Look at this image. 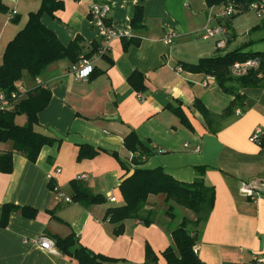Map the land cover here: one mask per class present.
Listing matches in <instances>:
<instances>
[{
    "label": "crops",
    "instance_id": "1",
    "mask_svg": "<svg viewBox=\"0 0 264 264\" xmlns=\"http://www.w3.org/2000/svg\"><path fill=\"white\" fill-rule=\"evenodd\" d=\"M3 1L9 11L0 15V65L7 45L28 21L21 13L28 17L41 6V0ZM93 3L109 4L112 28L140 43L126 50L121 37L113 38L106 57L94 59L96 73L90 80H77L69 73L72 62L68 59L57 61L36 80L25 76L24 92L38 86L51 92L35 130L59 142L45 147L36 163L14 155L13 172L0 173V264H76L34 243L41 236L53 239L72 234L95 255L146 264L149 245L159 257L158 264H167L161 254L173 244L171 232L183 219H195L191 211L177 206L183 211L172 220L165 214L169 209L166 196L158 195L150 196L146 207L156 212L151 226L129 219L124 222V233L116 236L115 226L105 219L109 208L125 204L120 185L134 168L124 139L132 131L155 151L143 169L162 168L180 182L193 183L196 169L207 168L205 182L215 189V206L199 228L195 247L205 263L252 264L262 258L264 198H244L239 188L242 182L264 176V147L250 141L256 128L264 132V87L241 89L246 97L244 108L219 121L218 130L210 132L196 104L218 117L234 97L224 93L214 77L182 69L183 63L196 64L242 46L249 51L256 43L251 36L261 24L239 17L248 12L218 20L217 24L229 29L226 47L218 49L215 40L201 37L209 17L207 0H64V8L54 16L43 15L42 22L65 46L80 37L87 53L100 40L90 16ZM137 7L144 9L142 29L131 25ZM14 11L18 12L15 16ZM172 29L180 36L167 44L164 38ZM134 74L144 78V93L129 83ZM179 106L192 130L171 112ZM16 123L25 125L27 117L18 116ZM84 145L100 150L99 155L78 161ZM11 149V142L0 143V156ZM74 181L90 194L105 197L106 203H59L55 188L72 197ZM110 196L116 202L109 201ZM5 204L30 207L38 213L28 219L16 212L2 228Z\"/></svg>",
    "mask_w": 264,
    "mask_h": 264
},
{
    "label": "trees",
    "instance_id": "2",
    "mask_svg": "<svg viewBox=\"0 0 264 264\" xmlns=\"http://www.w3.org/2000/svg\"><path fill=\"white\" fill-rule=\"evenodd\" d=\"M79 1V0H77ZM253 0H207L208 5H220L233 3L241 9V13L248 12V5ZM64 8V0H41L39 10L28 14V21L24 28L7 45L3 62L0 65V92L9 100L15 101L6 111L0 110V143H12V149L0 156V173L11 174L14 168V155L26 157L31 163H36L41 151L45 147L53 146L59 142L56 138L41 134L35 130L38 123V115L45 110L51 101V92L43 87H36L30 92H19L25 76L36 80L47 69L62 59H68L72 64L77 63L81 57L92 59L101 48V40L94 43L91 51L84 53V46L80 37L76 38L68 46L58 39L57 35L47 28L43 22V15H51ZM9 7L0 0V15L6 14ZM236 16V15H235ZM234 16V17H235ZM233 17V18H234ZM18 20V19H17ZM16 20V21H17ZM144 9L137 7L132 18L131 25L135 29L144 28ZM124 48L127 50L131 45H138L140 40L123 37ZM247 46H242L224 55L203 58L196 64L183 63L182 69L193 74H204L214 77L221 90L234 97L229 108L221 116L210 114L206 108L198 103L197 109L203 115L210 132H216L215 124L235 113L237 109L244 108L245 95L240 90L245 88L264 87V52L246 51ZM106 57L104 55L102 58ZM249 59H257L259 67L251 70L243 77H234L231 74L232 65ZM96 69L89 77L94 78ZM144 78L134 74L129 78V83L138 93H144L146 87ZM16 99L12 95L16 94ZM19 104H17V102ZM17 104V105H16ZM15 107V108H14ZM14 108V109H13ZM171 112L177 116L180 123L187 129L192 130V125L182 108L172 107ZM25 115L27 123L20 126L16 123L18 116ZM125 148L132 153L131 168L133 174L125 179L120 185V191L124 198L121 207L109 208L105 219L115 226L114 234L120 236L124 233L126 220H139L146 226L156 222V212L146 210L150 196L164 195L169 209L165 214L172 220L176 218V207L187 209L195 215V219L184 218L171 236L173 244L161 255L167 264H207L195 252L198 241V231L205 223L215 206V189L205 182L207 168L198 167L197 177L193 183H183L168 175L162 168L143 169L145 163L155 155L146 142L139 139L137 133L132 131L124 139ZM264 147V140L261 143ZM100 150L91 146H81L78 161L93 159L99 155ZM123 167L125 164L122 162ZM130 168V169H131ZM74 195L73 203L84 206L106 203V198L101 195H92L79 182H72ZM54 190V188H52ZM16 212L28 219H34L38 210L30 207H20L5 204L2 208L1 227L6 228L11 215ZM197 233V236L193 235ZM57 251L76 264H127L123 260L95 255L84 248L79 239L74 235L66 238H53ZM93 254V257L91 256ZM159 257L147 245L146 264H158Z\"/></svg>",
    "mask_w": 264,
    "mask_h": 264
},
{
    "label": "built area",
    "instance_id": "3",
    "mask_svg": "<svg viewBox=\"0 0 264 264\" xmlns=\"http://www.w3.org/2000/svg\"><path fill=\"white\" fill-rule=\"evenodd\" d=\"M110 12L111 7L106 3H93L90 7L91 21L98 33L99 39L101 40V48L100 51L92 59L81 57L77 63L70 66L69 73L74 75L77 80L86 81L89 79L95 67L93 63L94 59L97 57L102 58L108 53L109 44L113 38L128 37L124 33L116 31L112 28L111 24L109 23ZM239 12H242L241 9L235 7L233 3L211 6L209 8V17L202 29L201 37L204 40H215L217 48L224 49L228 42L229 29L226 26L217 24V21L226 18L232 19ZM248 12L255 14L258 19L264 20V0H253L248 5ZM17 14V11L13 12V16ZM179 36V33L176 30L172 29L166 34L164 40L167 44H172ZM258 67L259 61L257 59H249L244 62H235L230 70L232 76L243 77L247 75L251 70L257 69ZM180 71H182V69H180ZM18 91L24 92L23 87H20ZM16 96L17 93L13 94L12 99L15 100ZM142 98L143 97L141 96V99ZM14 102L9 100L2 92H0L1 111H6L7 109H9V107ZM263 140V130L261 128H256L250 137V141L253 143H259L261 145ZM55 191L58 193L59 203H73L71 197L62 194L58 190V188H55ZM239 192L244 198L252 200L264 198V176L242 182L239 188ZM108 200L111 202H116L115 198H113L112 196H110ZM34 243L47 252L58 254L54 240L49 238L48 236H41L37 240H35ZM252 264H264V256L262 258H256Z\"/></svg>",
    "mask_w": 264,
    "mask_h": 264
},
{
    "label": "rangeland",
    "instance_id": "4",
    "mask_svg": "<svg viewBox=\"0 0 264 264\" xmlns=\"http://www.w3.org/2000/svg\"><path fill=\"white\" fill-rule=\"evenodd\" d=\"M21 14H22L21 17H22L23 20L28 19L26 14H24V13H21ZM239 17H242V19H247L248 21H252L253 25H257V24L260 25L261 24V28L256 33H254L251 36V38H253L254 42H256V43L253 44V47H251L249 49V51L264 52V41H263V39H264V20L263 19L262 20L258 19L255 16V14H253L251 12H248V13L242 15V16H239ZM242 19H240V20H242ZM238 33H240V32L238 31ZM178 211H183V210L178 209V207H176V213H179ZM189 214H192V213L189 212Z\"/></svg>",
    "mask_w": 264,
    "mask_h": 264
},
{
    "label": "water",
    "instance_id": "5",
    "mask_svg": "<svg viewBox=\"0 0 264 264\" xmlns=\"http://www.w3.org/2000/svg\"><path fill=\"white\" fill-rule=\"evenodd\" d=\"M193 236L196 237L197 236V233H195ZM91 256L93 257V254H91Z\"/></svg>",
    "mask_w": 264,
    "mask_h": 264
}]
</instances>
